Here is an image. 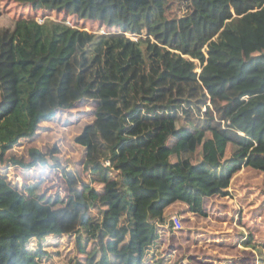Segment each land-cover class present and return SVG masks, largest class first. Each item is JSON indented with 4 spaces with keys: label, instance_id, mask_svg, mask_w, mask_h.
I'll list each match as a JSON object with an SVG mask.
<instances>
[{
    "label": "trees",
    "instance_id": "16d2710c",
    "mask_svg": "<svg viewBox=\"0 0 264 264\" xmlns=\"http://www.w3.org/2000/svg\"><path fill=\"white\" fill-rule=\"evenodd\" d=\"M79 1L98 3L94 20L110 7L101 23L112 14L120 32L0 15V163L56 162L68 192L52 204L0 176V264H45L50 236L75 237L72 264H167L151 249L175 224L169 206L209 217L242 171L264 174V0ZM66 111L78 115L67 124L86 123L73 138L84 173L57 144H32Z\"/></svg>",
    "mask_w": 264,
    "mask_h": 264
},
{
    "label": "rangeland",
    "instance_id": "374dc122",
    "mask_svg": "<svg viewBox=\"0 0 264 264\" xmlns=\"http://www.w3.org/2000/svg\"><path fill=\"white\" fill-rule=\"evenodd\" d=\"M25 1L0 0V15L3 18L35 15L41 21L48 17L67 20L91 33L120 32L118 28L108 27L112 20L116 23L112 14H108L104 25L101 23L100 15L104 10L109 11L110 7L100 8L101 11L94 14L95 20L91 17L92 8L98 9L96 1L93 5H84L79 0H72L71 4L74 6L71 12L64 11V7L52 10L41 7L40 10H35L33 4L24 3ZM85 11L87 13L84 15ZM77 116L74 111H66L60 113L56 119L44 122V127L55 128L41 132L32 144L42 150H46L48 145L57 144L62 149L59 156L67 161L68 167H77L84 173V149L78 147L73 138L82 131L86 123L82 119L67 124L70 120H77ZM30 145V142L19 143L15 151L19 154L25 153ZM55 163H37L32 168L0 163V176L26 197L32 196L41 201L60 204L66 201L68 192L62 168L57 167ZM263 186L264 174L246 169L233 181L230 188L232 196L227 199H215L217 210L213 209L209 217L202 218L193 214L186 209L187 205L183 202L169 206L165 211L167 222L169 223L170 217L173 221L174 217H177L179 224L174 221L172 229L170 223L157 229L160 236L151 249L152 256L163 257L167 264H177L179 260V264H264ZM240 220L244 221L246 226L242 225ZM248 233L253 236L252 245L249 246L244 243L249 237ZM172 235L177 237L175 253L170 252ZM253 244H256V247ZM36 245V241H33L30 248L35 250ZM74 248L75 237L50 236L43 242V249L46 251L43 261L45 264H72Z\"/></svg>",
    "mask_w": 264,
    "mask_h": 264
},
{
    "label": "built area",
    "instance_id": "2783aa9c",
    "mask_svg": "<svg viewBox=\"0 0 264 264\" xmlns=\"http://www.w3.org/2000/svg\"><path fill=\"white\" fill-rule=\"evenodd\" d=\"M126 35H128L129 37H131V38L134 39V40H137L138 37H139V36L136 35V34H126ZM174 221H175L176 224H179V220H178L177 217H174Z\"/></svg>",
    "mask_w": 264,
    "mask_h": 264
}]
</instances>
